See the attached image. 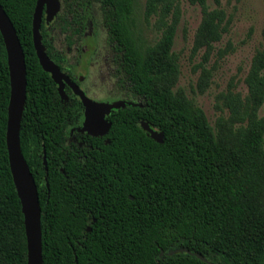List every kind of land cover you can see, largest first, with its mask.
I'll return each instance as SVG.
<instances>
[{"label": "trees", "instance_id": "trees-1", "mask_svg": "<svg viewBox=\"0 0 264 264\" xmlns=\"http://www.w3.org/2000/svg\"><path fill=\"white\" fill-rule=\"evenodd\" d=\"M36 1L0 5L25 59L20 148L38 192L43 264H264V49L251 58L246 94L232 86L219 95L221 115L212 127L176 89L180 71L172 48L179 0H145L144 20L154 19L159 38L144 48L131 30L135 0H60L59 13L40 28L48 57L62 69L64 57L48 39V27L58 24L71 45L87 27V10L99 5L108 43L119 51L121 79L138 100L131 103L139 105L111 112L108 134L88 137L84 148L73 151L65 138L80 125L83 107L78 99L61 101L38 63L32 42ZM187 2L201 11L192 55L203 51L198 89L204 93L211 78L204 64L229 19L219 0L214 9L207 0ZM9 96L0 34V264H26L23 215L6 147ZM141 122L161 132L163 143L151 139Z\"/></svg>", "mask_w": 264, "mask_h": 264}, {"label": "rangeland", "instance_id": "rangeland-1", "mask_svg": "<svg viewBox=\"0 0 264 264\" xmlns=\"http://www.w3.org/2000/svg\"><path fill=\"white\" fill-rule=\"evenodd\" d=\"M229 24L221 41L214 45L209 60L204 67L211 72L209 86L204 93L198 89L200 76L199 63L203 51L192 55L196 29L201 20L198 6L190 5L187 0H179L181 19L178 24L172 52L179 65V78L176 89L182 90L186 97L205 114L209 124L214 127L221 115L217 109L218 97L229 87L242 95L246 94L243 80L250 66L252 56L257 50L264 49V0H219ZM145 0H135L131 16V30L140 47L152 46L159 38L153 28L154 19L144 20ZM210 9L217 8L213 0H207ZM91 35L79 43L77 50H68L65 33L58 24L49 26L48 39L56 50L68 58V67L73 68L76 76H82L81 90L90 99L109 103L113 100L138 102L129 92L120 90L118 78L113 76L109 64L107 30L104 27L99 5L91 7ZM81 78V77H80ZM109 98V99H106ZM261 115L264 114V107ZM225 115V113L223 114Z\"/></svg>", "mask_w": 264, "mask_h": 264}, {"label": "water", "instance_id": "water-1", "mask_svg": "<svg viewBox=\"0 0 264 264\" xmlns=\"http://www.w3.org/2000/svg\"><path fill=\"white\" fill-rule=\"evenodd\" d=\"M60 11V0H37L32 18V42L38 63L42 70L50 75L57 86V93L63 102L68 98L64 87L68 85L81 102L84 110V120L80 133H85L93 138L104 137L108 134L111 123L106 117L111 112L124 109L128 106H139L134 103L116 101L113 103L96 102L88 98L79 87L63 74L59 67L48 57L42 43L40 28L42 20L49 25ZM0 34L6 50L7 67L9 73L10 96L7 107L6 122V147L8 152L9 168L12 181L20 201L26 237L27 263L43 264L42 259V233L41 210L38 199L37 187L29 167L22 155L20 148V127L24 105L26 101V66L24 54L17 37L16 31L0 5ZM141 128L155 142L163 143V134L141 122ZM43 165L47 172L46 158L43 155ZM88 231H90L88 229ZM170 252L168 255L176 254ZM184 253V250H180ZM188 254H190L188 252ZM202 262L208 263L202 256L196 255ZM210 264V263H208Z\"/></svg>", "mask_w": 264, "mask_h": 264}, {"label": "flooded vegetation", "instance_id": "flooded-vegetation-1", "mask_svg": "<svg viewBox=\"0 0 264 264\" xmlns=\"http://www.w3.org/2000/svg\"><path fill=\"white\" fill-rule=\"evenodd\" d=\"M92 18H93V16H92V13H91V9H88L87 10V17H86V20H87L86 21L87 22L86 25H87V27H85L84 30L82 31L81 37H77V38L72 37L71 38V41H72V44L71 45H67L66 37H65V42H66V45L68 47L67 48L68 50H71V49L77 50L78 48L77 47L74 48L73 46H76V45L78 46L79 43H82L85 40V38L87 39V37L91 35L90 33H91L92 28H90L89 29L90 32H88V26L92 24ZM43 23H44V21H43ZM48 36H49V27H48ZM75 40H76L77 43L75 42ZM106 43H107V46H108V51L110 53V59H109L108 66L110 67L113 76H116L118 78L117 81L119 82V85L118 86H119L120 90H124V91L130 93L129 88L126 87V82L121 79L122 72L119 71V68H118V65H117V53L119 51H118V49H117L116 46L111 45V44L108 43V39H107V42ZM61 54L63 55L64 58H63V61H60L59 62V63H61V65H59V66L62 67V69L60 71L63 74H65L70 79V81L73 82V83H75L79 87V89H80L82 87L81 86V84H82L81 81L83 80V77L82 76H76L75 75L74 71H72L73 68L68 67L69 65H68V58H67V56L64 53H62V52H61ZM56 89H57V86H56ZM64 91H65V94L67 95L68 101L69 100L70 101H75V99H78L79 100V98L74 95L72 89L68 85H65ZM106 99H109V98H106ZM93 101L103 103L102 100H95V99H93ZM117 101H124L126 103H131V102L125 101V100H117ZM113 102H116V100H113L112 99V101L109 102V103H113ZM104 103H106V102H104ZM83 120H84V110H83V117H82V120H81L80 125L78 127H76V128H71L69 130V132H68L67 137L65 138V145L68 148L72 149L73 151L74 150L81 149V148H84L85 147L84 146L85 142L87 140H89L88 137H91V136H89V135H87L85 133L83 134V133H80V132L77 131V129L81 127V125L83 123ZM106 120H107V117H106ZM100 138H103V137H100ZM64 184H66V183H64ZM163 254H164L163 252H160L159 257L163 256Z\"/></svg>", "mask_w": 264, "mask_h": 264}]
</instances>
